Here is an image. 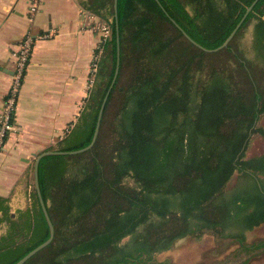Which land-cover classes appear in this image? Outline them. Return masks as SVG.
Masks as SVG:
<instances>
[{
	"label": "trees",
	"instance_id": "trees-1",
	"mask_svg": "<svg viewBox=\"0 0 264 264\" xmlns=\"http://www.w3.org/2000/svg\"><path fill=\"white\" fill-rule=\"evenodd\" d=\"M251 1L117 0L119 67L97 136L83 151L40 158L54 234L23 264H174L156 254L206 228L238 242L236 253L264 248L244 234L264 223V150L245 155L251 134L264 137V0L217 50L171 20L214 48ZM82 5L110 34L96 49L84 106L55 149L90 142L115 69L113 0ZM30 195V207L15 213L0 199V264L49 235L34 187Z\"/></svg>",
	"mask_w": 264,
	"mask_h": 264
},
{
	"label": "crops",
	"instance_id": "crops-1",
	"mask_svg": "<svg viewBox=\"0 0 264 264\" xmlns=\"http://www.w3.org/2000/svg\"><path fill=\"white\" fill-rule=\"evenodd\" d=\"M32 1L37 3L34 11ZM84 1L0 0V110L12 83L14 51L27 34L34 37L13 112L15 128L0 145V199L12 213L31 205L35 156L58 147L84 106L94 54L103 39L102 20L83 7ZM263 224L246 230V240L249 231ZM5 229L6 223L0 220V233ZM205 237L214 242L228 239L239 246L212 229L188 233L175 240L192 256L190 264H198L196 243Z\"/></svg>",
	"mask_w": 264,
	"mask_h": 264
},
{
	"label": "rangeland",
	"instance_id": "rangeland-1",
	"mask_svg": "<svg viewBox=\"0 0 264 264\" xmlns=\"http://www.w3.org/2000/svg\"><path fill=\"white\" fill-rule=\"evenodd\" d=\"M251 30L245 32L242 37V43L246 47L250 44ZM251 52V51H250ZM259 124L264 126V117L259 120ZM75 133V132H74ZM7 137V136H6ZM4 138V140L6 139ZM4 143V141H3ZM264 150V137L259 133H253L250 136L245 155L251 156ZM236 173L234 174V176ZM31 191L34 187L33 181ZM264 238V224L252 229L247 233L248 241H257ZM195 244L191 242L189 245ZM198 251V264H264V248H257L251 252H244L242 249L236 253L237 244L231 240L223 239L219 242H214L213 238L205 237L201 239L200 243H196ZM176 240L172 246L162 252H158L156 257L158 259L169 258L178 264H190V254H187L184 249V244L177 246ZM213 245V246H212ZM211 247V248H210ZM214 247V249L212 248ZM179 248V249H178ZM211 252V255L210 253ZM216 252V253H215Z\"/></svg>",
	"mask_w": 264,
	"mask_h": 264
},
{
	"label": "water",
	"instance_id": "water-1",
	"mask_svg": "<svg viewBox=\"0 0 264 264\" xmlns=\"http://www.w3.org/2000/svg\"><path fill=\"white\" fill-rule=\"evenodd\" d=\"M257 0H252L246 7L245 10L242 14V16L240 17V19L237 21V23L235 24V26L232 28V30L229 32V34L226 36V38L223 40V42L214 47V48H207L205 46H202L201 44H199L197 41H195L192 37H190L181 27L180 25L171 17V20L182 30V32L184 33V35L193 43H195L196 45L200 46L202 49L207 50V51H211V50H217L221 47H224L227 45L228 41L233 37L234 33L236 32V30L239 28L240 24L242 23V21L244 20V18L246 17V15L248 14V12L253 8V5L255 4ZM158 3L159 0H157ZM161 5V4H160ZM162 7V6H161ZM113 8H114V16H115V27H116V63H115V69H114V73L111 79V82L108 86V89L106 90V93L103 96V99L101 101L99 110H98V114H97V119H96V123H95V127H94V131L91 137L90 142L83 147L77 148V149H46L43 150L41 152H39L35 158H34V163H33V182H34V188H35V192L39 201V204L41 206V209L44 213L46 222L48 224V228H49V235L48 237L42 241L41 243L37 244L36 246H34L33 248H31L28 252H26L21 258H19L17 261H15L13 264H23L32 254H34L35 252H37L39 249H41L43 246H45L46 244H48L54 234V226L53 223L50 219V216L48 214L47 208H46V204L44 202V199L42 197V193L40 190V186H39V181H38V163L39 160L42 156L47 155V154H68V153H76V152H80L83 151L87 148H89L98 133V129H99V124H100V119H101V115H102V111H103V107L106 101V98L108 96L109 90L112 87L115 78L117 76V72H118V67H119V35H118V23H117V0H113ZM164 9V8H163ZM29 157L31 158L32 155H29ZM28 157H24V160H28Z\"/></svg>",
	"mask_w": 264,
	"mask_h": 264
},
{
	"label": "built area",
	"instance_id": "built-area-1",
	"mask_svg": "<svg viewBox=\"0 0 264 264\" xmlns=\"http://www.w3.org/2000/svg\"><path fill=\"white\" fill-rule=\"evenodd\" d=\"M31 10L34 11L37 8L36 1L31 2ZM100 28L102 30V37L105 38L110 34V27L108 23L101 22ZM41 36L46 34L42 33ZM34 37L30 34H27L22 38L17 46L15 54V66L12 74V83L8 89V92L4 98L2 108L0 110V145L3 144L4 138L14 130L15 126L13 123V112L15 108L16 98L19 90V86L28 62L29 55L32 50ZM98 52L94 54L93 63L91 65V70L95 71L96 69V59ZM92 81V80H91Z\"/></svg>",
	"mask_w": 264,
	"mask_h": 264
}]
</instances>
